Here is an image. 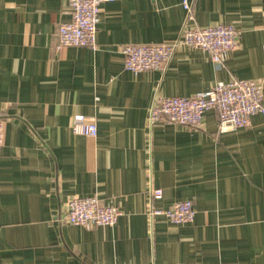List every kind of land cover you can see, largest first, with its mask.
<instances>
[{
	"label": "crops",
	"instance_id": "0c3cea01",
	"mask_svg": "<svg viewBox=\"0 0 264 264\" xmlns=\"http://www.w3.org/2000/svg\"><path fill=\"white\" fill-rule=\"evenodd\" d=\"M189 1V19L181 0L102 2L97 47L56 51L66 0H0V264H264V115L225 131L214 109L197 127L147 124L156 95L233 78L264 99V0ZM185 23L231 24L238 46L219 66L178 44L163 70L124 69L123 45L174 41ZM75 114L96 136L72 131ZM74 195L115 206V224L63 221ZM186 199L191 223L149 216Z\"/></svg>",
	"mask_w": 264,
	"mask_h": 264
},
{
	"label": "built area",
	"instance_id": "2783aa9c",
	"mask_svg": "<svg viewBox=\"0 0 264 264\" xmlns=\"http://www.w3.org/2000/svg\"><path fill=\"white\" fill-rule=\"evenodd\" d=\"M114 0H66L70 20L61 23L56 30L54 49L77 46L96 48L97 24L100 4ZM189 19L191 4L181 0ZM239 31L231 24L217 23L206 27L184 24L176 40L168 43L126 44L121 47L124 69L132 73L146 70H163L172 58L178 44L206 51L212 63L221 65L228 53L238 46ZM262 87L254 80L233 78L229 82L219 81L212 87L191 96H155L147 115V124L165 120L185 127L200 125L203 114L214 109L218 115L219 130L246 127L251 116L264 115ZM72 131L94 137L97 125L93 117L82 114L73 116ZM4 143V121L0 119V153ZM152 199L162 197V189L151 191ZM196 210L191 200L175 201L167 208L151 206L149 216H163L173 224L191 223ZM119 209L102 205L96 196L70 197L65 205L62 220L72 225L90 229L100 225L115 224ZM153 264V263H150ZM180 264V263H169Z\"/></svg>",
	"mask_w": 264,
	"mask_h": 264
}]
</instances>
